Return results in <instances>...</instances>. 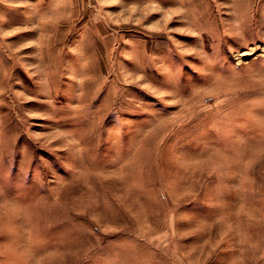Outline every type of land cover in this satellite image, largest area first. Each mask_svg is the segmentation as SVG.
<instances>
[{"label":"rangeland","instance_id":"1","mask_svg":"<svg viewBox=\"0 0 264 264\" xmlns=\"http://www.w3.org/2000/svg\"><path fill=\"white\" fill-rule=\"evenodd\" d=\"M0 264H264V0H0Z\"/></svg>","mask_w":264,"mask_h":264},{"label":"bare ground","instance_id":"2","mask_svg":"<svg viewBox=\"0 0 264 264\" xmlns=\"http://www.w3.org/2000/svg\"><path fill=\"white\" fill-rule=\"evenodd\" d=\"M245 54H247V52H244L242 55H245Z\"/></svg>","mask_w":264,"mask_h":264}]
</instances>
